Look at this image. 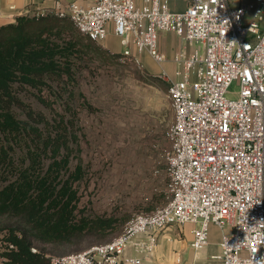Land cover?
I'll list each match as a JSON object with an SVG mask.
<instances>
[{
    "label": "built area",
    "instance_id": "2783aa9c",
    "mask_svg": "<svg viewBox=\"0 0 264 264\" xmlns=\"http://www.w3.org/2000/svg\"><path fill=\"white\" fill-rule=\"evenodd\" d=\"M172 2H184L185 8L174 9ZM49 14L69 18L96 44L114 34L124 48L123 58L140 68L144 53L159 65L166 62L162 33L203 45V54L177 50L175 75L162 71L158 76L168 83L174 114L167 132L165 204L136 214L106 243L48 256L51 264H140L122 259L137 236H150L148 243L138 244L150 254L157 233L185 224L196 226L192 247L197 251L209 245L212 225L222 231L221 251L213 260H264V0L237 5L230 0L57 1ZM7 261L2 257V264Z\"/></svg>",
    "mask_w": 264,
    "mask_h": 264
},
{
    "label": "rangeland",
    "instance_id": "374dc122",
    "mask_svg": "<svg viewBox=\"0 0 264 264\" xmlns=\"http://www.w3.org/2000/svg\"><path fill=\"white\" fill-rule=\"evenodd\" d=\"M230 2L237 5L240 0ZM162 35L164 47L187 53L199 49L203 54V45H189L181 39L174 42L168 32ZM109 47L116 53L124 51L116 44ZM120 55L115 58L105 51L84 53L82 59L74 61L68 84L53 83L51 90L43 91L46 103L38 99V91L22 92L26 105L52 124L63 117L68 130L76 135L78 142L71 143L69 170L62 176L68 178L83 160V179L74 188L79 190L87 214L117 221L113 230L94 233L79 245L42 247L48 256H63L106 243L120 234L136 214L153 212L166 202L167 132L174 121L167 98L168 83ZM236 89L233 86L232 91ZM27 110L14 109L21 120H29ZM38 126L47 128L44 124ZM16 152V159L23 160L25 151L17 148ZM1 225L14 223L0 219ZM6 232L0 234V254L6 250L2 242Z\"/></svg>",
    "mask_w": 264,
    "mask_h": 264
},
{
    "label": "trees",
    "instance_id": "16d2710c",
    "mask_svg": "<svg viewBox=\"0 0 264 264\" xmlns=\"http://www.w3.org/2000/svg\"><path fill=\"white\" fill-rule=\"evenodd\" d=\"M97 45L69 18L49 13L27 14L0 26V219L14 223L0 226V234L7 230L2 240L6 250L0 254L6 264H51L42 247L79 245L116 225L115 218L92 217L82 206L74 188L83 179L82 159L74 173L62 176L71 164V143L78 142L64 118L50 123L21 96L35 90L46 103L43 91L53 83L68 84L76 59L87 52L110 53ZM16 107H27L29 120H21ZM17 148L25 151L23 160L16 159Z\"/></svg>",
    "mask_w": 264,
    "mask_h": 264
},
{
    "label": "crops",
    "instance_id": "0c3cea01",
    "mask_svg": "<svg viewBox=\"0 0 264 264\" xmlns=\"http://www.w3.org/2000/svg\"><path fill=\"white\" fill-rule=\"evenodd\" d=\"M57 1H61L64 5L71 3L83 5L89 2V0H0V26L12 24L16 18L27 14H35L37 12L42 14L50 13L54 10ZM172 8L182 10L185 8V3L172 2ZM171 34L174 42L179 41V38L174 33ZM164 37L165 35L160 37V50L166 56L164 64L159 65L147 53L140 55L144 68L155 77L159 76L162 71L174 76L178 69V66L172 63V58L177 50L171 47H164L166 46L162 41ZM109 44L121 46L120 39L112 33L99 45L113 54H122L124 52L116 53L112 51ZM120 49L124 50L122 46ZM195 227V224L168 226L155 235V248L150 254L138 247L139 243H148L150 236L139 235L126 247L122 259L140 260V264H222L212 259L214 255L221 251L222 231L217 226L212 225L209 233V245L197 251L192 247L193 229Z\"/></svg>",
    "mask_w": 264,
    "mask_h": 264
},
{
    "label": "clouds",
    "instance_id": "9594fccd",
    "mask_svg": "<svg viewBox=\"0 0 264 264\" xmlns=\"http://www.w3.org/2000/svg\"><path fill=\"white\" fill-rule=\"evenodd\" d=\"M259 264H264V260H262L261 262H259Z\"/></svg>",
    "mask_w": 264,
    "mask_h": 264
}]
</instances>
